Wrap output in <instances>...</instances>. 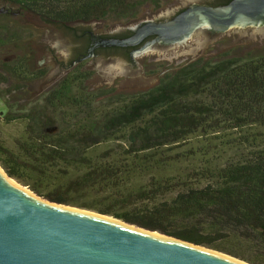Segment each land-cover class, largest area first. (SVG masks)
I'll use <instances>...</instances> for the list:
<instances>
[{"label": "trees", "instance_id": "1", "mask_svg": "<svg viewBox=\"0 0 264 264\" xmlns=\"http://www.w3.org/2000/svg\"><path fill=\"white\" fill-rule=\"evenodd\" d=\"M164 2L0 0V9L64 26L128 25ZM31 35L0 21V119L26 122L14 144L0 138V163L11 177L53 202L264 264V55L197 61L131 95L90 91L91 72L78 67L17 107L16 93L46 70L26 51H3ZM176 165L175 174L161 172Z\"/></svg>", "mask_w": 264, "mask_h": 264}, {"label": "water", "instance_id": "2", "mask_svg": "<svg viewBox=\"0 0 264 264\" xmlns=\"http://www.w3.org/2000/svg\"><path fill=\"white\" fill-rule=\"evenodd\" d=\"M180 4L130 26L135 36L107 43L133 46L157 34L170 45L148 47L141 55L154 52L171 60L198 53L224 33L264 35V0L197 6L171 20ZM60 28L78 46L85 43L76 34L81 33V27H76V33ZM120 30L118 27L110 33ZM214 31L223 33L216 35ZM118 57L136 65L123 55ZM10 179L14 178L0 163V264H252L105 214L53 202Z\"/></svg>", "mask_w": 264, "mask_h": 264}, {"label": "rangeland", "instance_id": "3", "mask_svg": "<svg viewBox=\"0 0 264 264\" xmlns=\"http://www.w3.org/2000/svg\"><path fill=\"white\" fill-rule=\"evenodd\" d=\"M183 1L184 0H165L163 6L160 8L156 9L152 7H146L141 18L137 22L131 24L134 25L148 21L152 19L153 16L174 7ZM3 20H9L15 24L28 27L32 32L31 37H29L28 40L23 41V43L16 44L17 47H12L13 45L11 47L8 46L5 51H3L5 52V57L9 56L8 54L15 55L13 51L16 50L23 52L26 51V54L24 55L28 59L32 60L33 65L37 63L39 64V61H42L40 62L41 65H37V67L39 69L41 68L46 70V73L42 78L29 82L26 87L16 93L13 102H15L17 107H26L33 102L40 100L43 94L56 87V83L60 81L61 76H64L65 72V70L61 67L60 62L63 61L65 57L68 62L71 61V55L74 56L76 54L75 49L78 47V45L75 39L67 34L63 29L55 25H49L41 17L33 15L32 13H16L8 16H0V21ZM85 25L86 24H84V26ZM72 26L79 27L77 24ZM93 27L96 34H108L118 27L121 28V25H108L106 22H94ZM47 45H51L52 47L56 48V52H54L58 61L55 58L54 52L49 50ZM261 55H264V35L250 37L246 35L224 33L198 53L184 54L175 59L172 58L171 60L157 55L154 52H146L141 57L135 59L134 62L136 65L134 66L123 57H117L115 59H107L102 56L97 57L96 60L89 61L91 64L90 67L92 68L90 69L91 77L88 81V87L90 91L96 93H99L101 90L106 91L109 88H113L115 89V92L122 94L128 93L131 95L146 91L156 86L160 82L161 78L168 72L174 71L180 67L195 63L197 61L214 62L224 58L250 59ZM61 82L62 81H60L59 84H61ZM25 126L26 122L23 120L6 122L3 118H1L0 138L7 140L9 142L8 144L12 145V143L14 144V140L24 131ZM236 135L237 133H231V136ZM109 145L115 147L116 143L112 141L110 144H108V146ZM181 168L182 166L179 167V165H176L175 168H171L169 170L164 168V170L161 172L165 171V173L175 174L176 172H179ZM28 188L30 189V187ZM87 199L88 198H86V200ZM72 207L97 212L95 210L82 208L79 206ZM108 216L114 217L112 215ZM206 248L212 249L210 247Z\"/></svg>", "mask_w": 264, "mask_h": 264}, {"label": "flooded vegetation", "instance_id": "4", "mask_svg": "<svg viewBox=\"0 0 264 264\" xmlns=\"http://www.w3.org/2000/svg\"><path fill=\"white\" fill-rule=\"evenodd\" d=\"M234 0H187L180 4L176 8V13L172 17L171 20L175 19L182 13L195 8L197 6H208V7H223V6H228L230 5ZM5 9V8H4ZM15 13L22 14L21 11L18 12H12L8 9H5V12H1L0 16H8V15H13ZM169 20V19H168ZM155 22L161 23L165 22L167 20H153ZM46 22V21H45ZM93 23H85V22H80V23H75L78 26L82 27L83 29L87 28V32L84 34H80L79 37L83 38L85 40V43L81 46L76 47L75 51L76 54L73 56L71 55V61L68 62V60L65 59L60 62L61 67L65 70L64 76H61L60 81L61 84L64 83V81L68 78V76L76 71L78 67L82 68L84 71L90 72V60H96L97 57H105L107 59L110 58H117L120 55L125 56L127 59L131 61H135L136 58L141 57V53L145 52V50L148 47H154V46H169L167 43L170 42L169 40H161L160 35L153 34L145 38L142 42H140L137 45L133 46H127V45H116V44H108L107 40L109 39H123L126 33L130 32V36L134 35L136 31L131 29L130 26L133 24H120L121 25V32H112L109 34H100L96 36L94 33V27ZM49 25H57L58 27H63L64 29H73L76 27H73L72 24L70 23L69 26H64L62 24H53V23H48ZM84 24H86L84 26ZM142 24V23H139ZM136 25V24H134ZM214 33L217 34H222L223 32L220 31H214ZM48 46V45H47ZM49 50L52 52H56V48L52 47L51 45L48 46ZM145 54V53H144ZM46 61V60H45ZM42 61H39V65H41ZM93 64V63H92ZM56 83L58 85L60 83ZM89 81V80H88ZM55 85V86H56ZM53 87V86H51ZM51 90V89H50Z\"/></svg>", "mask_w": 264, "mask_h": 264}, {"label": "bare ground", "instance_id": "5", "mask_svg": "<svg viewBox=\"0 0 264 264\" xmlns=\"http://www.w3.org/2000/svg\"><path fill=\"white\" fill-rule=\"evenodd\" d=\"M11 180V182L12 183H14V184H16V185H20L19 183H17V181H15L14 179H10ZM21 186V185H20ZM23 187V186H22ZM23 188H25L26 190H30L29 188H27V187H23ZM31 191V190H30Z\"/></svg>", "mask_w": 264, "mask_h": 264}]
</instances>
